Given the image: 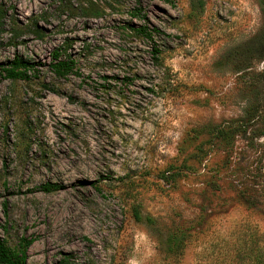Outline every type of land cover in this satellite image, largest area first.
Here are the masks:
<instances>
[{"label": "rangeland", "instance_id": "1", "mask_svg": "<svg viewBox=\"0 0 264 264\" xmlns=\"http://www.w3.org/2000/svg\"><path fill=\"white\" fill-rule=\"evenodd\" d=\"M15 57L0 237L28 264H264V0H0Z\"/></svg>", "mask_w": 264, "mask_h": 264}, {"label": "trees", "instance_id": "2", "mask_svg": "<svg viewBox=\"0 0 264 264\" xmlns=\"http://www.w3.org/2000/svg\"><path fill=\"white\" fill-rule=\"evenodd\" d=\"M94 18H100L101 15L97 12L91 13ZM4 17L1 16V19ZM146 32V31H142ZM18 35L16 38H19ZM159 54V51H155V55ZM63 54L61 50L53 52L52 63L50 65L52 72L58 78H67L75 71V62L70 55ZM0 70L3 76L12 82L25 81L28 82L33 78L36 72L35 64L23 57H15L13 60L6 64L0 65ZM43 88L49 89L48 85L43 84ZM225 130L218 128L217 134L219 137H223ZM225 136V135H224ZM46 193H51L61 189L58 184L48 183L41 187ZM134 218L137 221H141L144 217L141 215L138 208L133 209ZM150 220V219H149ZM32 240L22 239L19 245L15 248L9 246L8 241L0 237V264H28L27 253L29 247L32 245Z\"/></svg>", "mask_w": 264, "mask_h": 264}]
</instances>
